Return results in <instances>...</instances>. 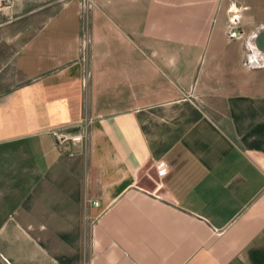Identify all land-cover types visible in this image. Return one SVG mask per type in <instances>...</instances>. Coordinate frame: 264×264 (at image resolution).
I'll use <instances>...</instances> for the list:
<instances>
[{"label":"crops","instance_id":"0c3cea01","mask_svg":"<svg viewBox=\"0 0 264 264\" xmlns=\"http://www.w3.org/2000/svg\"><path fill=\"white\" fill-rule=\"evenodd\" d=\"M263 30L264 0H0V264H264Z\"/></svg>","mask_w":264,"mask_h":264},{"label":"water","instance_id":"95a60500","mask_svg":"<svg viewBox=\"0 0 264 264\" xmlns=\"http://www.w3.org/2000/svg\"><path fill=\"white\" fill-rule=\"evenodd\" d=\"M256 45L262 52H264V30L258 34L256 38Z\"/></svg>","mask_w":264,"mask_h":264},{"label":"built area","instance_id":"2783aa9c","mask_svg":"<svg viewBox=\"0 0 264 264\" xmlns=\"http://www.w3.org/2000/svg\"><path fill=\"white\" fill-rule=\"evenodd\" d=\"M86 3H87V5L88 4H92L93 0H86ZM166 170H167L166 162H164V161L160 162L159 165H158V171L159 172H165Z\"/></svg>","mask_w":264,"mask_h":264}]
</instances>
